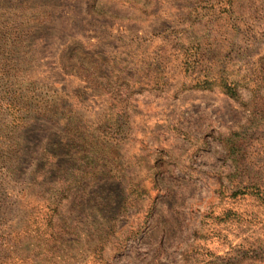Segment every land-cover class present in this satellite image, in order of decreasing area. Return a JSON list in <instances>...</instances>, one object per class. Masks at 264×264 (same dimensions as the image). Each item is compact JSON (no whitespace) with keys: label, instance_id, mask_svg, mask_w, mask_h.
Returning <instances> with one entry per match:
<instances>
[{"label":"rangeland","instance_id":"obj_1","mask_svg":"<svg viewBox=\"0 0 264 264\" xmlns=\"http://www.w3.org/2000/svg\"><path fill=\"white\" fill-rule=\"evenodd\" d=\"M0 264H264V0H0Z\"/></svg>","mask_w":264,"mask_h":264},{"label":"trees","instance_id":"obj_2","mask_svg":"<svg viewBox=\"0 0 264 264\" xmlns=\"http://www.w3.org/2000/svg\"><path fill=\"white\" fill-rule=\"evenodd\" d=\"M62 199H63V198H61L60 200H59V199H56V200L54 201V210H55V212L59 210V206H60V204H61ZM105 203L110 204V201H107V200H106ZM111 204H112V203H111ZM97 214H98V216H99V219L105 221V214L102 212L101 209H98V210H97ZM54 216H55V213H54L53 215H51V214L49 215L47 226L50 227V225H51V227H53V232H52V234H50V236H52L54 239L57 238V240L59 241V240L62 239V237L59 235V234H60V231L57 229L56 224H55L54 221H53ZM36 230H37L38 237H39V230H40V227L37 226V227H36ZM61 234H63V232H61ZM50 236L47 237V239H46V240H47V243L45 244V247L43 248V250H44L43 259H45V258H50V257L54 254V251H57V252H60V251H61L59 247H56L55 244H52V243L49 242V241H50L49 239L52 238V237H50ZM52 242H54V241H52ZM55 243H56V241H55ZM102 246H103V245H102ZM102 246H101V247H102ZM102 248H103V247H102ZM41 251H42V250H41Z\"/></svg>","mask_w":264,"mask_h":264}]
</instances>
